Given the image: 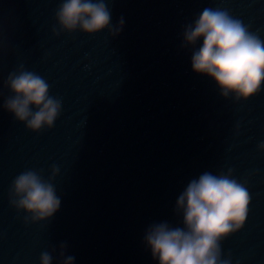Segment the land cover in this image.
<instances>
[{
	"label": "water",
	"instance_id": "obj_1",
	"mask_svg": "<svg viewBox=\"0 0 264 264\" xmlns=\"http://www.w3.org/2000/svg\"><path fill=\"white\" fill-rule=\"evenodd\" d=\"M62 0H0V264H158L144 243L161 222L183 227L176 201L204 172L229 174L249 193L242 226L221 241L230 264H264V83L247 100L224 97L192 71L202 40L184 27L205 8L227 9L264 40V0H107V30L61 31ZM58 35H54L53 29ZM34 72L61 98L54 127L39 131L3 108L11 72ZM36 109L33 108V111ZM59 167L60 209L45 221L11 206L26 169ZM61 244L66 248L61 249Z\"/></svg>",
	"mask_w": 264,
	"mask_h": 264
},
{
	"label": "clouds",
	"instance_id": "obj_2",
	"mask_svg": "<svg viewBox=\"0 0 264 264\" xmlns=\"http://www.w3.org/2000/svg\"><path fill=\"white\" fill-rule=\"evenodd\" d=\"M54 18L61 31L72 33L79 29L92 35L107 30L118 36L123 17L118 25L111 23L107 0H62ZM54 35H58L53 29ZM184 44L197 45L192 52V71L215 82L224 97L236 99L252 97L264 83V40L250 31L227 9L205 8L198 17L184 27ZM5 85L12 95L4 100L3 108L32 131L51 130L61 115L62 99L49 95L50 85L40 75L23 70L11 72ZM33 108L36 110L33 111ZM258 147L264 149V142ZM51 176H43V169H26L16 176L9 188L11 206L23 210L33 222L52 218L60 209L61 199L53 180L59 167L51 166ZM250 202L246 188L229 174L214 175L204 172L192 179L176 201L182 213L183 227L167 222L151 225L144 243L158 264H230L221 259V241L238 230L245 221ZM61 249L66 244H61ZM53 252L44 251L40 264H53ZM62 264H74V257L64 258Z\"/></svg>",
	"mask_w": 264,
	"mask_h": 264
}]
</instances>
